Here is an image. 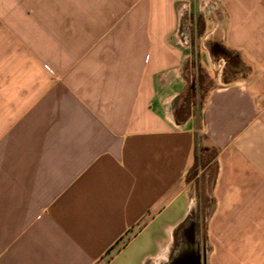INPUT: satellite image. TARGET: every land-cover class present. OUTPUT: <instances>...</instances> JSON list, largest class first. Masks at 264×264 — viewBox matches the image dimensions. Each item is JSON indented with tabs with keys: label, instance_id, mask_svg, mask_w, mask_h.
Listing matches in <instances>:
<instances>
[{
	"label": "crops",
	"instance_id": "crops-1",
	"mask_svg": "<svg viewBox=\"0 0 264 264\" xmlns=\"http://www.w3.org/2000/svg\"><path fill=\"white\" fill-rule=\"evenodd\" d=\"M189 218L264 264V0H0V264H170Z\"/></svg>",
	"mask_w": 264,
	"mask_h": 264
},
{
	"label": "rangeland",
	"instance_id": "rangeland-1",
	"mask_svg": "<svg viewBox=\"0 0 264 264\" xmlns=\"http://www.w3.org/2000/svg\"><path fill=\"white\" fill-rule=\"evenodd\" d=\"M203 19V16L196 15L195 16V25H193V16L188 17V21L182 25L180 29V34H185L187 36L188 46H192L193 52L195 53L192 60H189L188 63V76H189V88H188V102H192L194 104V110L201 108L204 98L206 95V91L209 90L212 86H215L214 83V75L219 73L220 71L226 70L225 67H228L224 64L223 61H220L219 58L214 59L217 66L215 72L209 70V68L201 67V57H200V41L199 36L201 34L200 22ZM214 62V63H215ZM221 68H218V66ZM228 71L235 72V70ZM193 80V81H192ZM191 219L189 218L188 221Z\"/></svg>",
	"mask_w": 264,
	"mask_h": 264
},
{
	"label": "flooded vegetation",
	"instance_id": "flooded-vegetation-1",
	"mask_svg": "<svg viewBox=\"0 0 264 264\" xmlns=\"http://www.w3.org/2000/svg\"><path fill=\"white\" fill-rule=\"evenodd\" d=\"M175 246H182V249L172 256L170 264H202V261H205V253H202L204 239L196 233L195 224L191 221H188V231L176 235Z\"/></svg>",
	"mask_w": 264,
	"mask_h": 264
},
{
	"label": "built area",
	"instance_id": "built-area-1",
	"mask_svg": "<svg viewBox=\"0 0 264 264\" xmlns=\"http://www.w3.org/2000/svg\"><path fill=\"white\" fill-rule=\"evenodd\" d=\"M218 68H221V66L219 65Z\"/></svg>",
	"mask_w": 264,
	"mask_h": 264
}]
</instances>
